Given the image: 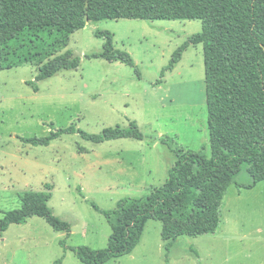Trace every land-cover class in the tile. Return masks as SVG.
<instances>
[{
	"label": "rangeland",
	"instance_id": "1",
	"mask_svg": "<svg viewBox=\"0 0 264 264\" xmlns=\"http://www.w3.org/2000/svg\"><path fill=\"white\" fill-rule=\"evenodd\" d=\"M198 19H103L70 34L65 49L80 58L76 69L32 82L34 64L0 69V217L20 208L26 191L51 185L48 206L70 230L56 231L28 216L0 232V264H83L73 248H104L111 233L101 210L123 198H140L163 184L175 155L160 141L186 150L208 145L202 45H190L172 70L173 51L200 31ZM127 52L134 66L99 57L105 38ZM63 49L62 51H64ZM135 122L142 139L101 143L78 132L62 133L48 145L24 138L73 126L89 134ZM249 177L241 172L238 179ZM161 223L148 219L134 249L105 264H264V180L254 187L228 186L213 233L180 236L168 250Z\"/></svg>",
	"mask_w": 264,
	"mask_h": 264
},
{
	"label": "trees",
	"instance_id": "2",
	"mask_svg": "<svg viewBox=\"0 0 264 264\" xmlns=\"http://www.w3.org/2000/svg\"><path fill=\"white\" fill-rule=\"evenodd\" d=\"M118 18L201 21L200 31L173 51L161 73L172 70L188 46L202 45L210 155L161 137L175 155L167 178L144 197L120 199L112 210L92 204L108 221L111 233L104 248L72 249L83 264H105L130 253L148 219L161 223L166 250L180 236L213 233L228 186L251 188L264 180V0H0V69L34 64L37 73L32 84L37 90L36 82L78 68L80 58L65 49L70 34L88 21ZM95 35L105 38L104 44L99 53L87 57L134 66L127 52L113 47L109 31ZM67 132H78L94 143L143 138L132 121L128 127H107L97 134L73 126L52 128L44 137L23 140L48 145ZM243 171L247 181L238 179ZM50 189L46 184L43 191H26L21 207L0 217V232L32 215L45 219L56 231L68 232L70 224L48 206Z\"/></svg>",
	"mask_w": 264,
	"mask_h": 264
}]
</instances>
